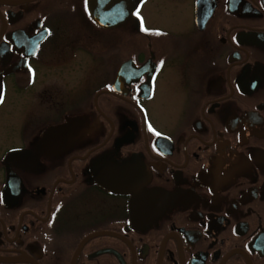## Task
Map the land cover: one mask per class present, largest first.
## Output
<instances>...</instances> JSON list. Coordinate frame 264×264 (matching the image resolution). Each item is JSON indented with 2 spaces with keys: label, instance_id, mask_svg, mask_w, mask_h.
I'll list each match as a JSON object with an SVG mask.
<instances>
[{
  "label": "flooded vegetation",
  "instance_id": "obj_1",
  "mask_svg": "<svg viewBox=\"0 0 264 264\" xmlns=\"http://www.w3.org/2000/svg\"><path fill=\"white\" fill-rule=\"evenodd\" d=\"M0 93V264H264V0H0Z\"/></svg>",
  "mask_w": 264,
  "mask_h": 264
},
{
  "label": "snow or ice",
  "instance_id": "obj_2",
  "mask_svg": "<svg viewBox=\"0 0 264 264\" xmlns=\"http://www.w3.org/2000/svg\"><path fill=\"white\" fill-rule=\"evenodd\" d=\"M133 14L136 15V16H139L140 15L139 8H137ZM141 27H142V30H143V21H141ZM153 79H155V77H153ZM3 99H4V97H3L2 93H0V102H2ZM150 130H151V128H150ZM157 135H159V133H157Z\"/></svg>",
  "mask_w": 264,
  "mask_h": 264
},
{
  "label": "water",
  "instance_id": "obj_3",
  "mask_svg": "<svg viewBox=\"0 0 264 264\" xmlns=\"http://www.w3.org/2000/svg\"><path fill=\"white\" fill-rule=\"evenodd\" d=\"M97 11V10H96ZM99 16V13L96 12V14H94L93 16ZM126 17V16H125ZM124 19V18H123ZM123 20L119 21V22H111V23H106L104 24V26L106 27H114L117 26L118 24H120Z\"/></svg>",
  "mask_w": 264,
  "mask_h": 264
},
{
  "label": "rangeland",
  "instance_id": "obj_4",
  "mask_svg": "<svg viewBox=\"0 0 264 264\" xmlns=\"http://www.w3.org/2000/svg\"><path fill=\"white\" fill-rule=\"evenodd\" d=\"M151 21L152 22H157L159 25H163V26H166V25H168L167 23H165V21H164V19H162V18H151Z\"/></svg>",
  "mask_w": 264,
  "mask_h": 264
}]
</instances>
